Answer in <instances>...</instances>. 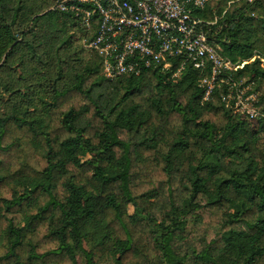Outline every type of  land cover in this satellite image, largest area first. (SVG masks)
<instances>
[{
  "label": "trees",
  "instance_id": "obj_1",
  "mask_svg": "<svg viewBox=\"0 0 264 264\" xmlns=\"http://www.w3.org/2000/svg\"><path fill=\"white\" fill-rule=\"evenodd\" d=\"M49 6L0 0V264H264V117L236 112L224 83L203 100L190 67L104 78L68 33L95 26ZM195 15L264 114V0ZM34 78L43 109L5 108Z\"/></svg>",
  "mask_w": 264,
  "mask_h": 264
},
{
  "label": "built area",
  "instance_id": "obj_2",
  "mask_svg": "<svg viewBox=\"0 0 264 264\" xmlns=\"http://www.w3.org/2000/svg\"><path fill=\"white\" fill-rule=\"evenodd\" d=\"M207 0H50L49 11L68 14L89 32L84 39L87 50L102 59L101 75L113 79L122 75L138 76L156 69L179 77L186 68L196 70L207 100L215 85L229 86L224 100L250 119L264 117L255 108L256 96L224 76L236 71L221 54L219 46L208 41L204 22L195 15ZM209 67V77H204ZM174 68V69H173Z\"/></svg>",
  "mask_w": 264,
  "mask_h": 264
},
{
  "label": "rangeland",
  "instance_id": "obj_3",
  "mask_svg": "<svg viewBox=\"0 0 264 264\" xmlns=\"http://www.w3.org/2000/svg\"><path fill=\"white\" fill-rule=\"evenodd\" d=\"M50 7V6H49ZM49 10V9H48ZM69 34L73 33L74 37H73V41H74V45L78 47V49L80 48L79 46L81 45L82 47L83 45V39L81 38V33H75L74 29L71 28V31L68 32ZM81 55V53H79ZM84 58H86V51L82 52L81 55V59L83 60ZM76 65V63H75ZM62 67V71L66 72L67 69L65 66H61ZM29 68H31L32 70H35L37 72H41V74H49V76L54 77V71H56V68H46L40 64H35L32 63ZM6 76L5 74H0V83L3 82L2 80H5ZM34 79H29L27 80V84H32L31 87H26V88H20V91L17 95H12L9 97H4L3 103H4V107L7 108L9 106V104L11 103V101L14 98H17V105L18 106H23L26 107L29 111H31V113H37L39 111H41L43 109L42 104H46L48 103V93L50 91V88H48L47 86L44 87L43 85L41 86H34ZM41 82H46L43 81V79L41 80ZM23 84V83H21ZM21 86V85H20ZM29 86V85H28ZM0 92L2 94L5 93V91L2 89V87H0ZM238 112H242L240 109L238 110ZM242 114V113H241ZM131 212V209H130Z\"/></svg>",
  "mask_w": 264,
  "mask_h": 264
}]
</instances>
